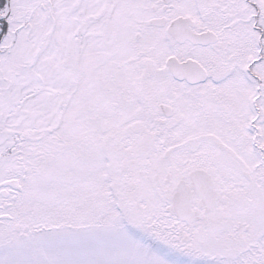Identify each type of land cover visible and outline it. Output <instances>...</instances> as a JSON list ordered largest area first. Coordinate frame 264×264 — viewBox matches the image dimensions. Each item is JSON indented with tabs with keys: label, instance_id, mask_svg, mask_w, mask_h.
Listing matches in <instances>:
<instances>
[{
	"label": "snow or ice",
	"instance_id": "1",
	"mask_svg": "<svg viewBox=\"0 0 264 264\" xmlns=\"http://www.w3.org/2000/svg\"><path fill=\"white\" fill-rule=\"evenodd\" d=\"M0 264H264V0H0Z\"/></svg>",
	"mask_w": 264,
	"mask_h": 264
}]
</instances>
